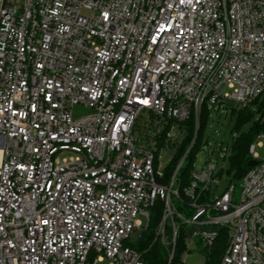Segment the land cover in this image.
Wrapping results in <instances>:
<instances>
[{"label":"built area","instance_id":"obj_1","mask_svg":"<svg viewBox=\"0 0 264 264\" xmlns=\"http://www.w3.org/2000/svg\"><path fill=\"white\" fill-rule=\"evenodd\" d=\"M263 94L264 0H0V264H146L127 242L158 199L171 259L192 225L208 247L228 228L220 264H264V132L239 197L195 161L178 208L195 140L162 182L181 123Z\"/></svg>","mask_w":264,"mask_h":264},{"label":"trees","instance_id":"obj_2","mask_svg":"<svg viewBox=\"0 0 264 264\" xmlns=\"http://www.w3.org/2000/svg\"><path fill=\"white\" fill-rule=\"evenodd\" d=\"M218 106H224L227 113L236 120L234 129L238 132V135L233 137L232 151L227 158L228 167L218 172L216 177L222 179L223 174L226 173L230 183L240 182L252 168L250 162L254 161L253 156L250 153V146L256 141L257 136L261 132H264V122L259 118L256 119L258 115L260 116L264 113V100L261 101V97H258L253 102L243 107L233 102H221ZM255 106L257 108L254 110L253 107ZM210 115L211 108L205 104L198 125L194 115L184 123L180 124V127L185 131L184 138L174 159L166 167V176L164 180H162L164 183L170 181L180 160L190 148L193 140H195L194 146L191 148L185 163L179 171V194L184 203L182 204L179 200H175L178 208L186 215H190L192 210L188 206L190 199L187 198L184 190L193 180L192 172L194 169V163L197 154L205 144L204 132ZM249 122H252V126L247 132H243L242 130L244 126ZM211 194L212 192L210 190L207 191L203 200H210ZM163 213L164 202L161 199H158L151 208V219L148 228L142 233L136 242L128 241L127 243L141 253L142 259L146 264H181L182 255L188 249V228L181 227L179 229L175 254L171 259V247L165 246L156 235V228L163 219ZM229 238L230 234L228 228H221L214 245L212 247H205L206 260L204 264H220L224 251L228 245Z\"/></svg>","mask_w":264,"mask_h":264},{"label":"rangeland","instance_id":"obj_3","mask_svg":"<svg viewBox=\"0 0 264 264\" xmlns=\"http://www.w3.org/2000/svg\"><path fill=\"white\" fill-rule=\"evenodd\" d=\"M264 100V94L261 97V101ZM257 107H253L255 110ZM219 110V111H216ZM76 113L81 112H88L86 109L77 108L76 107ZM150 113L145 112L142 115L143 119H146L149 121ZM259 118V115L256 117V119ZM236 120L232 118L228 113L224 106L219 107L218 105L215 108H211V115L208 118L207 126L204 132V141H205V148L206 150H202L200 154L196 158V168L200 170L205 166L206 161L213 160L215 163H217V172H220L224 167H228V159L224 158V152L227 150L228 156L230 155L232 151V143H233V137L238 135V132L234 129ZM252 126V122L247 123L244 128L243 132H247L250 127ZM136 136H139V132L137 131ZM262 144L257 145L255 149V153L260 158H264V138L261 140ZM164 166V164H163ZM162 166V169H163ZM230 181L226 173L223 174L222 179L217 178L212 184V192L216 194L223 193L229 186ZM236 197L240 196L241 188L240 183L236 182ZM175 189L178 188V184H176ZM175 200H177V197H174ZM264 206V202H263ZM139 219L142 222L143 230H146L148 220L144 216H140ZM192 225L188 226V231L192 228ZM168 236L170 237V226L168 227ZM140 230L136 231L135 236L139 235ZM191 234V232H190ZM138 240L137 237L132 238L133 242H136ZM188 249L184 252L182 255V262L184 264H204L206 260V243L202 240L200 235H196L193 238H191L190 235H188Z\"/></svg>","mask_w":264,"mask_h":264},{"label":"water","instance_id":"obj_4","mask_svg":"<svg viewBox=\"0 0 264 264\" xmlns=\"http://www.w3.org/2000/svg\"><path fill=\"white\" fill-rule=\"evenodd\" d=\"M258 162L257 161H252V162H250V165L251 166H254V165H256Z\"/></svg>","mask_w":264,"mask_h":264}]
</instances>
